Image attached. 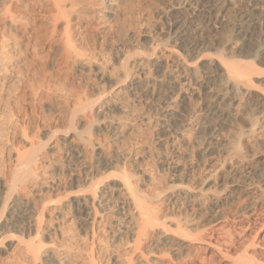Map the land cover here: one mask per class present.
<instances>
[{
  "label": "bare ground",
  "instance_id": "bare-ground-1",
  "mask_svg": "<svg viewBox=\"0 0 264 264\" xmlns=\"http://www.w3.org/2000/svg\"><path fill=\"white\" fill-rule=\"evenodd\" d=\"M105 1L109 0H0V172L2 171L4 176L6 174L4 178L2 177V182L0 180L2 186L0 192H3L0 193L2 196L0 198H4L0 207V218L4 216L14 195L24 197L31 192L36 194L31 202L34 209L29 211L30 219L25 224V228L29 229L30 233L27 236L23 232L18 236L14 235L17 243L8 264H109V262L111 264H187L188 260L196 256L197 251L203 250V247L205 251L203 252L207 253L206 256L193 259L192 263L188 264H211L217 253L223 252L219 238L225 236L226 233L221 231L226 229L230 219L217 216L220 211L222 212V207L237 201L241 203V206L234 218L252 219L257 215L255 220L264 219V185L261 184L256 189L253 187L254 182H257L255 176L258 175V171L264 170V150L253 162L249 161L245 155L246 146H254L253 143L251 144L253 139H260L264 147V67H262L264 47L261 45L263 49L253 48L255 51L250 53L253 59L250 58L248 61L234 59L233 56L226 54L227 49H218L217 56L212 57L211 61L218 69L210 68L205 73L201 72L200 66H193L192 63L184 60L185 58L183 59L184 67L182 68L191 69L194 77L198 79L199 86L210 91V94L207 93L210 101V103L208 101L209 110L211 115L213 114L210 117L220 120L232 118L231 122L238 126L239 132L237 131L235 138L226 139L225 149L229 148L225 150L228 151L226 157L217 159L216 166L200 168L196 173L197 176H202L201 190L195 196L185 195L181 204L185 206L191 204L193 211L191 215L187 214V211L184 216L173 215L170 218L163 214L159 207L161 203L148 200V196L142 192L138 181L134 179L136 172L130 171L126 164L122 165L120 173L110 175L113 176L111 180L120 182V185L110 184L109 178L104 180L103 175L97 172L115 160H109L104 154L101 155L104 153L106 143L96 138V135L94 137L92 133L95 121L97 123L105 119L98 118L99 121H97L99 102L114 101V106L121 109L119 102L126 93L130 92V88L140 87L150 75L145 72L147 64L134 44V38L137 35L130 28L124 27L126 31L123 30L121 38L117 33L118 45L116 50L114 49L116 51L114 57L120 58L117 66L113 63L115 66L112 64L113 67L110 69L108 63H104L105 60L107 61L108 52L113 51L110 45V41L113 40L106 37L110 29H106L107 33L104 34L105 39L102 40V45L98 44L99 34L96 36L95 31L97 33V30L104 26L102 23L106 15L103 16L102 13ZM113 1L109 3V6L113 5ZM202 2L201 0L191 1L198 11L205 4ZM230 2L231 5L226 7L227 9H221L219 16L221 25L228 35L227 41L235 42L251 32L257 23L256 20H264V0H230ZM209 3H207L208 6ZM209 8L213 9L215 6L211 3ZM257 9L261 12L257 13ZM129 12L125 11V17L122 18L124 25L130 19ZM190 18L192 17H186L181 29L171 34L175 41L187 34H192L191 27L188 26ZM130 22L132 20L128 23L131 24ZM116 25H113L111 21L110 28ZM112 31L114 32V28L110 31L111 35ZM93 36L95 39L92 38ZM113 36L111 38H114ZM191 37L188 38L194 39ZM200 44L199 39L193 40L187 49L188 54L194 53ZM109 45L112 50L108 48ZM128 45L134 48L127 49ZM174 48L175 46L172 45L168 51L173 53ZM233 48L234 46L231 49ZM152 49V53H156V45L152 46ZM95 65L98 66L95 68L98 69L99 78L97 79L114 76L117 69L123 78L121 80L119 78L121 75L116 73V82L112 80L115 84L111 85L112 88L110 87L109 91L97 88L98 84H92L98 90V96L92 95L93 100L90 98V93L87 96L86 92L81 93L83 90L79 91L82 88L87 89L89 83L86 86H83L86 82L76 83V73L78 71L94 72ZM61 82L69 87L61 88ZM58 86L60 88H57ZM56 99L69 105L65 120L70 125V130L63 134L60 146L54 145L53 148L55 152H62L69 159L66 177L83 182L86 188L69 191L64 198L58 196L54 200H46L43 198L44 191L60 190L63 182L60 179H49L51 174L45 168V161L50 152L45 151L47 143L39 139L38 133L36 134V128L41 127L30 128V118L28 119L30 113L27 114L29 111L27 112L26 109L27 104L34 103L32 105L34 106L38 101H56ZM223 102H225L224 105ZM245 106L249 107L250 113L239 112V108ZM166 112L167 110L162 108L158 115L164 119L167 116L164 115ZM81 122H85V125ZM80 124L85 128H80L82 127ZM104 125L106 132H110L111 140H118L117 130L123 124L118 119H113L106 121ZM215 126L213 125V128ZM55 132L56 130L51 132L53 136ZM16 134H19L17 138H20L22 144L11 141V137L17 136ZM52 135H49L50 138ZM254 143H256L255 140ZM235 159L238 161L235 162ZM238 162L240 168L245 167L244 170H240L244 174H239L235 168H227L219 178H214L221 169ZM190 176L185 166L177 167L173 170L172 179H178L180 182L186 178L190 179ZM258 177L264 180V171ZM183 183L185 184L183 181L178 185L170 186L172 190L176 189L179 195H171L167 198L168 202L176 205L180 201V193H192V189L186 188ZM69 197L75 198L74 202L82 212L84 235L75 234L73 227L59 222V225L57 223L54 224L55 227L50 228L56 240L50 244L45 243L44 230L45 228L49 230V226L45 225L47 218L50 219V223L66 218L69 213L65 212L68 207L65 205V200L70 199ZM21 199L22 201L18 203L28 209L29 202L23 200L26 198ZM120 204L123 211L115 215L113 209ZM51 207H54L53 211H57L55 216L52 215ZM125 209L134 211L130 215L131 225L128 227L131 237L126 241L120 237L112 242L105 232L113 218L124 214ZM167 214L170 215V213ZM205 214H216L217 219L209 220L210 223L207 225L199 226L197 223L195 225L194 219L197 217L199 219ZM214 232H219L216 233L218 236L215 235L217 238H213ZM122 243L127 246L121 251L116 250L115 246L120 247ZM202 245H206V248ZM207 248H212L214 251ZM246 248L232 256L233 260L227 264H264V256L254 251L250 252L248 247Z\"/></svg>",
  "mask_w": 264,
  "mask_h": 264
},
{
  "label": "rangeland",
  "instance_id": "rangeland-1",
  "mask_svg": "<svg viewBox=\"0 0 264 264\" xmlns=\"http://www.w3.org/2000/svg\"><path fill=\"white\" fill-rule=\"evenodd\" d=\"M111 1L112 0L105 1V8L102 13L103 16L106 15L103 19L104 24L102 23L104 26L102 29L99 28L97 33L95 31L96 36L99 34L97 40L98 38L100 39L96 41L98 44H101L102 40L105 39V32L107 33V30L110 29L108 30L109 33L106 37L109 38V40H113L110 41L111 44L109 43L112 46L113 51H110L111 53L108 52L109 55L107 57V61L105 60L106 62L104 61V63H108L107 65L110 69L114 64H118L120 58H116V56L114 57V52H116L115 50L117 47L116 45H118V40L116 41V39H118L119 36L121 38V35L124 33L123 30L126 31V28H130L134 30L137 35L134 38V44L136 49L140 51L137 52L141 55V57L143 56V61L147 64V66L145 65V67H147L145 72L150 75L149 79L145 80L144 83L140 85L141 88L138 86H132L133 89L130 88V92L126 93L125 97L120 100L121 103L119 102V107L121 106V109L114 106V101H109L107 103L105 101L99 102L98 105L100 107L98 106V109L100 108V110L97 115L100 117L97 116V121H99L98 118L105 119L102 121L100 120L97 123L95 121L92 133L94 137L96 135V138L98 137L106 143L105 150L103 151L104 153H101V155L104 154V156H106V158L108 157L109 160H115L114 162L106 164L97 172H100L99 174L103 175L101 176L104 180L110 179L108 181L110 184L120 185V182L111 180V177L113 176L110 175L113 173H120L122 165L126 164V167L130 171L136 172L134 179L138 181V185L141 187L142 192L148 196V200L153 201V203H161V205L159 204V207L162 209L164 215L172 218L173 215L180 216L182 214L181 216H184L187 211V214H190L193 212L191 210V204H187L186 206L185 204H183L184 206L181 204L184 201L183 199L185 198V195L195 196L196 193L201 190L200 187L202 186L200 185V182L202 180V176H197L198 174L196 173L199 172L200 168L205 169L211 166H216L218 164L217 159L226 157V153L228 151L225 150L229 149H225L226 139L231 140V138H235L238 134L237 131L239 132V130L238 126L234 125V122H231L232 118L228 117L223 120L214 118L216 120L215 122V120L210 117L213 115H211V111L209 110L210 101L207 97L210 94V91L207 90V92L206 88L199 86L197 82L198 79L194 77L191 69L185 70L182 68L184 67L183 61H189V63H192L193 66H200L202 68L201 72L205 73L207 70H210V68H217L211 61L212 57L217 56L219 51L218 49H227L226 54H229L228 56H233V58L237 60L248 61L250 58L252 60L253 57L251 54L255 51L254 49L257 47H264V20H256L257 23L251 32H248L246 37H242L239 41L228 42V35L225 33V30L221 25L222 21L219 13L231 5L230 0H201L203 1L202 4H205L201 6L199 11L196 9L197 7L195 5H192V0H114L112 3L113 5L109 6ZM193 1L195 2V0ZM208 2H210L209 6L212 3L215 8L210 9L207 4ZM125 11H130L129 18L132 20V22H130L131 24L128 23L131 21L129 19V21L124 25L123 19L125 17ZM256 12L260 13L261 10L257 9ZM188 16L192 17L190 18V25H188L191 27L190 30L192 34H187L180 40L175 41V38L171 37V34H174L173 32L181 29L185 18ZM115 20L116 23L120 22V26L116 25ZM111 21H113V25L119 26L113 27L114 32H111L113 33L112 35L110 34V31L113 30V28H110ZM132 24L135 25L133 26ZM117 33L119 36H117ZM112 36L114 38H111ZM191 36L194 39L188 38ZM92 38L95 39V36ZM196 39H199L201 44L197 47L194 53L188 54L187 49L189 45ZM101 45L98 46L100 47ZM110 45L108 48L111 47ZM154 45H156V53H152V46ZM172 45L173 47L175 46V48L174 52L170 53L168 48ZM233 46L234 48L231 49ZM126 48L132 50L134 47L128 45ZM112 49L110 48V50ZM112 53L113 55L111 56ZM139 54L138 56H140ZM262 67H264L263 64ZM95 68H98V66L95 65L93 69ZM97 71L98 69H95L94 72L87 71L86 73V71H78L76 73V79H80L79 81L76 80V83L81 82V84H83L86 82L83 86H86L87 83H89V85H87V89L82 88L81 90H78L80 92L83 90L81 93L86 92L87 94H85L87 96L91 94L90 98H93L95 95L98 96V90L93 87L94 84H98V87L96 85L95 86L97 88L100 87L101 90L109 91L112 88L111 85H114L116 82L115 80L117 79V74H119V76L121 75V77H119L121 80L123 78L122 74L117 69V74L115 73L114 76L111 75L106 76L104 79H97L99 78V76H97ZM125 78L126 77H124V79ZM96 79L98 82H96ZM112 80L115 82L113 83ZM63 83L64 82H61V84L59 83L61 88L69 87V85L66 86V84ZM91 86L93 88H91ZM60 87L58 86L57 88ZM58 90L63 91L62 89ZM75 90H77V88H75ZM207 93L209 94L207 95ZM33 104L34 103L27 104L28 110L26 109V111H29L27 114L30 113L28 115V119L30 118V128H36L35 126H39L38 128L41 127L40 129L36 128V134L38 133L39 139H42L47 143L45 151L50 153L45 161V168L51 174V178L49 179H60L63 182L60 190H45L43 198L46 200H54L58 198V196L64 198L69 191L77 190L78 188H86V185H84L83 182H77L70 177H66V173H68V165L70 164L69 159H67V156L64 153L55 152V149L53 148L54 145H58V147L60 146L59 143L62 142L63 134L70 130V125H68L67 120H65L67 116L66 114L69 110V105H66L63 101H57V99L56 101H38L35 103V107L32 106ZM224 104L225 102H223V105ZM162 108L167 110L164 114L167 116L164 119L158 115V113H161ZM239 110L240 113L244 112L242 114L251 112L249 107L247 108L246 106L244 108H239ZM113 119H118L120 123L123 124V128L120 127L117 130L119 139L116 141L111 140L109 137L110 132H106L107 129L104 128L105 122ZM83 123L81 122L82 125H85V122ZM81 124L80 126H82ZM213 125L217 128H213ZM44 126L48 127L45 128ZM80 128L84 129L85 126ZM55 130L56 132L53 136L52 133ZM50 134L52 135L51 138L49 136ZM16 135L17 136L15 137H11V141L15 144H22L20 138H17L19 137V134ZM254 140L256 143H254ZM252 143L254 146H246L245 155L249 161L253 162L263 153L264 147L261 144L262 141L260 139H253V141H251V144ZM237 161L238 160L235 159V162ZM3 163L5 164L6 162ZM184 166L187 171L190 172L191 176L189 177L190 179L186 178L183 180L185 182V184L183 183V186L186 185V188L190 187V189H192V193H180V203L178 202L176 205H173L167 201V198H170L171 195L177 196L179 193L176 189L172 190L170 186L172 184L178 185L180 182H183H179L178 179V181L172 179L173 170L177 167L182 168ZM227 168H235L240 174V170H244L245 167L240 168L239 162L234 163L233 165H228V167L221 169L220 172L214 176V178H219L221 174L227 170ZM262 171L264 170L258 171L257 174L259 175ZM0 173V180L2 182V177L4 178L6 174L4 176L2 171ZM242 174H244L243 171L241 175ZM258 175L255 176V180L257 179V182H254L253 185L255 189L261 184L264 185V180L259 179ZM0 188L2 189V186ZM35 196L36 194H34V192L26 194L24 197L14 195L9 202V206L4 216L1 217L2 219L0 218V241L5 240L0 244V264L1 261H3V264H8L11 260L10 256L14 254V246L17 243L15 236L20 235L21 232H23L26 236L30 233V230L25 228V224H27L28 219H30L29 211H33L34 209L31 202ZM21 198H26L23 200H27L29 202V205H27L29 206V210L27 207L20 205L21 203H18L19 201H22ZM69 198L70 199L65 200V205L68 206L65 212L69 213L66 215V218H60L57 222L55 220L52 223H50V219L47 218L45 225L47 227L49 226V230L46 228L44 230L45 235L43 236V239L46 241L45 243L49 242L48 244H50L56 240L55 235L52 232V229L50 231V228L55 227L54 224L57 223L58 225L60 223H63V225L66 226L69 225L73 227L75 234L84 235L85 225H83L84 222L80 207L74 202V197ZM3 199L4 198H0V207ZM240 206L241 203L235 201L228 206L222 207V212L220 211L221 214H217L218 217L223 216V219H230L226 229L221 231L222 233H226L225 236L223 235L219 238L220 242H222L221 250L223 252H221V254L217 253L215 258H213V263L211 264L230 263V261L233 260L232 256L237 255L238 252L243 251L244 249L246 250V247H248V251H254L256 254H259L262 257L264 256V219L255 220L257 215L252 219L245 218L240 220V217H237L238 219L234 218V216L238 213ZM52 208L54 207H51V212L53 211ZM121 208V204L118 207H114L113 212L115 215L123 211ZM132 212L134 211L131 209H125L124 214H119V216H115L113 218L112 223L109 227H107L105 232L110 241L113 242L114 240H118L120 237L123 238V241H126L127 238L130 239L131 233L128 232V227L131 225L130 215ZM167 213H170V215ZM56 214L57 211L54 210L52 215L55 216ZM215 216L216 214H205L199 219L198 217L195 218L196 220L194 219L195 222H193L195 225L198 224L199 226L207 225L210 221L217 219V216ZM258 217L260 216L258 215ZM22 229L24 230L22 231ZM216 233L219 232H214L213 238H217L215 236L217 235ZM252 243H255L256 245L252 246ZM122 244L123 245L120 247L115 246V249H120L121 251L122 248L127 246L124 243ZM118 245L119 244H117V246ZM203 246L206 248V245H202V247ZM202 249V251L200 250L201 252L197 251L195 256L197 258L193 256V259L202 258L204 255L206 256L207 253H204V247ZM208 249L214 251L212 248H207V250ZM188 250L184 251L187 252ZM192 250H194V248H192ZM192 260H188V263H192ZM109 264L111 263L109 262Z\"/></svg>",
  "mask_w": 264,
  "mask_h": 264
}]
</instances>
